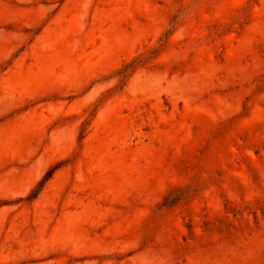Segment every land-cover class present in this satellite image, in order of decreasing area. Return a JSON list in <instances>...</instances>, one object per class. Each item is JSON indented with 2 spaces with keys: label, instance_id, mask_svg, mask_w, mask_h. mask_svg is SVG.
<instances>
[{
  "label": "rangeland",
  "instance_id": "374dc122",
  "mask_svg": "<svg viewBox=\"0 0 264 264\" xmlns=\"http://www.w3.org/2000/svg\"><path fill=\"white\" fill-rule=\"evenodd\" d=\"M0 264H264V0H0Z\"/></svg>",
  "mask_w": 264,
  "mask_h": 264
}]
</instances>
